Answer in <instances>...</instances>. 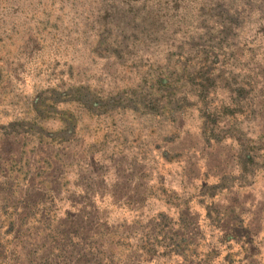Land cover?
<instances>
[{
  "label": "rangeland",
  "instance_id": "1",
  "mask_svg": "<svg viewBox=\"0 0 264 264\" xmlns=\"http://www.w3.org/2000/svg\"><path fill=\"white\" fill-rule=\"evenodd\" d=\"M206 51L217 56L224 81L248 90L254 114L240 129L264 142V0H0V123L31 120L34 101L62 92L117 97L169 56L183 53L200 60ZM217 85L218 101L224 96L222 84ZM57 111L74 124L65 143L0 140L2 170L11 169L6 176L17 179L21 189L30 183L35 190L43 183L53 190L57 224L95 240L110 264H173L161 254L163 243L148 241L156 247L147 251L140 241L147 232L143 227L158 213L176 217L172 200L162 201L161 185L191 199L182 211L196 218L205 234L197 254L208 252L217 232L212 223L203 225L204 215H194L192 202L203 173L213 181L216 173L232 167L235 148L228 139L202 153L189 121L194 116L187 115L176 144L186 161L168 168L149 151L154 139L150 146L132 113L101 110L94 115L78 103L62 102ZM51 117L38 118L37 127L64 128L62 116ZM136 136L141 139L132 142ZM3 176L1 183L7 181ZM229 193L215 203L234 199L253 227L252 245L245 246L248 258L241 254L234 264H264V172ZM218 249L222 258L224 246Z\"/></svg>",
  "mask_w": 264,
  "mask_h": 264
},
{
  "label": "trees",
  "instance_id": "2",
  "mask_svg": "<svg viewBox=\"0 0 264 264\" xmlns=\"http://www.w3.org/2000/svg\"><path fill=\"white\" fill-rule=\"evenodd\" d=\"M168 58L163 65L149 67L136 85L114 98L94 99L85 91L75 90L71 94L62 92L34 101L31 105L33 119L0 123V140L22 138L37 141L39 145H61L71 137L74 124L71 116L57 111V106L59 102L78 103L94 115L102 110L119 111L120 116L130 112L138 117L150 146L154 139L149 151L157 153L160 166L170 168L186 161L176 144L180 127L190 119L187 115H193L189 121L195 126L192 125L196 130L194 141L202 146V153L212 151L225 138L235 148L232 167L216 173L213 181L208 180L209 175L202 174L200 178L204 183L192 202L196 207L194 215L197 218L204 215L203 225L208 227L212 223L217 238L200 257L197 252L200 242H205V234L195 225L196 218L182 211L191 199H183L160 185L162 201L167 204L172 200L176 217L158 213L143 227L147 232L140 241L147 251L156 247L148 241L155 240L157 245L163 243L161 254L174 260L173 264H215V258L218 264H234L241 254L248 258L245 246L252 245L249 235L253 227L234 199L220 205L215 202L221 196L230 197L232 189L250 185L259 171L264 172V142L249 139L240 129L243 120L254 114L250 95L244 85H238L232 78L233 83L224 81L223 68H218L220 63L212 51H206L200 60L195 56L186 58L183 53ZM217 84H222L224 96L218 101L220 87ZM51 116H62L64 128L51 132L37 127L38 118ZM131 138L137 143L141 136ZM8 170L3 171L0 164V175L7 179L3 185L0 182V264H110L95 240L71 226L57 224L55 194L47 189V184L42 183L34 190L29 183L26 189H21L17 179L6 176V173L11 175V169ZM222 222L227 225H221ZM220 246H224L222 258ZM238 247L242 251H234Z\"/></svg>",
  "mask_w": 264,
  "mask_h": 264
}]
</instances>
